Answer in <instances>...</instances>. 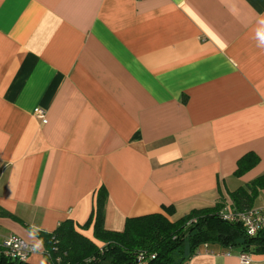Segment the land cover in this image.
I'll return each instance as SVG.
<instances>
[{
	"label": "crops",
	"instance_id": "0c3cea01",
	"mask_svg": "<svg viewBox=\"0 0 264 264\" xmlns=\"http://www.w3.org/2000/svg\"><path fill=\"white\" fill-rule=\"evenodd\" d=\"M247 153L259 162L237 176ZM260 175L264 0H0V242L33 245L28 264L44 261L31 230L84 224L100 187L121 231L163 206L225 210ZM186 264L241 263L205 243Z\"/></svg>",
	"mask_w": 264,
	"mask_h": 264
},
{
	"label": "trees",
	"instance_id": "16d2710c",
	"mask_svg": "<svg viewBox=\"0 0 264 264\" xmlns=\"http://www.w3.org/2000/svg\"><path fill=\"white\" fill-rule=\"evenodd\" d=\"M259 162L247 153L237 161L240 176ZM264 189V175L229 193L231 204L225 210L245 211ZM106 191L97 190L95 206L87 221L79 225L71 219L59 223L51 233L31 230L43 244V264H186L200 244L212 243L250 255L264 254V229L254 236L245 233L240 223L229 222L220 212L226 205L221 198L213 206L193 209L170 221L172 206L162 213L126 218L121 231L104 227ZM92 227L93 240L80 231ZM0 264H28L0 255Z\"/></svg>",
	"mask_w": 264,
	"mask_h": 264
},
{
	"label": "built area",
	"instance_id": "2783aa9c",
	"mask_svg": "<svg viewBox=\"0 0 264 264\" xmlns=\"http://www.w3.org/2000/svg\"><path fill=\"white\" fill-rule=\"evenodd\" d=\"M34 114L43 123L46 122L45 111L35 108ZM221 217L229 222L240 223L245 233L254 236L258 231L264 229V209L251 208L245 211L222 210ZM36 252L33 245L26 242L22 237L11 234L0 242V255L14 261L27 263L29 257ZM241 264H250V254H239Z\"/></svg>",
	"mask_w": 264,
	"mask_h": 264
},
{
	"label": "rangeland",
	"instance_id": "374dc122",
	"mask_svg": "<svg viewBox=\"0 0 264 264\" xmlns=\"http://www.w3.org/2000/svg\"><path fill=\"white\" fill-rule=\"evenodd\" d=\"M255 204H256V201H255Z\"/></svg>",
	"mask_w": 264,
	"mask_h": 264
}]
</instances>
